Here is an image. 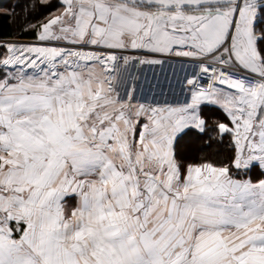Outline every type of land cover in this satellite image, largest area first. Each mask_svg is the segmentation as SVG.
<instances>
[{
    "label": "snow or ice",
    "instance_id": "obj_1",
    "mask_svg": "<svg viewBox=\"0 0 264 264\" xmlns=\"http://www.w3.org/2000/svg\"><path fill=\"white\" fill-rule=\"evenodd\" d=\"M0 16V264H264V0Z\"/></svg>",
    "mask_w": 264,
    "mask_h": 264
},
{
    "label": "trees",
    "instance_id": "obj_2",
    "mask_svg": "<svg viewBox=\"0 0 264 264\" xmlns=\"http://www.w3.org/2000/svg\"><path fill=\"white\" fill-rule=\"evenodd\" d=\"M6 5L0 7V12L4 10L5 7H7L9 4H15L16 0H7L5 2ZM11 29V25L8 23V19L6 17L0 16V32H6Z\"/></svg>",
    "mask_w": 264,
    "mask_h": 264
},
{
    "label": "rangeland",
    "instance_id": "obj_3",
    "mask_svg": "<svg viewBox=\"0 0 264 264\" xmlns=\"http://www.w3.org/2000/svg\"><path fill=\"white\" fill-rule=\"evenodd\" d=\"M5 2H7V0H0V7H2V6H4V5H6V3Z\"/></svg>",
    "mask_w": 264,
    "mask_h": 264
}]
</instances>
